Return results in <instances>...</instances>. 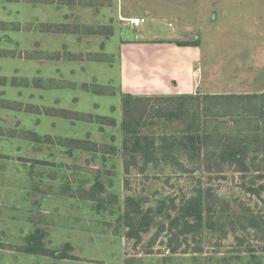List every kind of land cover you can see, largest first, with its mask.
I'll return each instance as SVG.
<instances>
[{
    "label": "rangeland",
    "instance_id": "rangeland-1",
    "mask_svg": "<svg viewBox=\"0 0 264 264\" xmlns=\"http://www.w3.org/2000/svg\"><path fill=\"white\" fill-rule=\"evenodd\" d=\"M167 1L0 0V264H264V99L231 139L216 95L118 89L123 17L167 33ZM179 1L203 21L205 0ZM211 1L248 36L216 46L221 74L264 62V0ZM190 205L203 221L185 232Z\"/></svg>",
    "mask_w": 264,
    "mask_h": 264
},
{
    "label": "crops",
    "instance_id": "crops-1",
    "mask_svg": "<svg viewBox=\"0 0 264 264\" xmlns=\"http://www.w3.org/2000/svg\"><path fill=\"white\" fill-rule=\"evenodd\" d=\"M209 1L205 0L207 4L212 3L211 0ZM206 3L203 8V10L206 9V12L203 13V21L199 19V22L192 24L188 21L189 17L186 16L188 14L185 12L186 3L179 0H168L164 4L171 7L174 14L171 17H173L175 25L172 30L169 29L167 33L163 34L158 32L160 29L156 24L155 27L150 25L141 29V24L147 21L145 16H148V11L141 15H130L131 17L144 18V20L136 26H130L128 22H125V26L133 30L132 37L116 38L115 45L119 53L118 89L121 90V93L123 91L143 96L153 94L183 95L196 90L203 92V95H216L217 99L224 102L223 107L217 106L216 108L218 111L216 112L218 114L216 121L219 128L224 127V130L220 129L221 132L227 133L233 139V136L238 135H234L236 130L242 127L241 116L246 107L250 102L255 103L253 98L264 99V62L261 60V55L253 60L257 63L260 62L259 65L254 62L242 65L239 59L233 60L232 58L229 61V71L221 74V64L224 65V62L227 61L225 57L232 56L230 54L232 50L227 47L222 52L216 46L231 41L229 44L233 45L235 41L245 40L244 38L247 39L248 36L244 33L240 36H237L239 34L236 33L233 35L232 31L221 32L223 29L220 27L219 15L216 11V9H220V6H207ZM130 16L121 17L129 19ZM152 16L154 20L161 17L155 12ZM118 17L115 16L116 23L120 24ZM194 19L195 17L192 22ZM220 21L224 23L223 19ZM217 23L219 27L216 26ZM117 28L104 38V44L101 47L104 49L105 55ZM196 31H202V33L191 34ZM239 65L242 69H238ZM197 67L200 69L199 72ZM40 70L46 72L42 68ZM198 74L201 78L203 77V85L198 81L200 80ZM40 89L43 90V88ZM47 90L50 89L47 87ZM256 104L258 105V102ZM256 109L258 110L260 107L258 106Z\"/></svg>",
    "mask_w": 264,
    "mask_h": 264
},
{
    "label": "trees",
    "instance_id": "trees-1",
    "mask_svg": "<svg viewBox=\"0 0 264 264\" xmlns=\"http://www.w3.org/2000/svg\"><path fill=\"white\" fill-rule=\"evenodd\" d=\"M180 96L185 97V95H180ZM187 97H192L193 98V97H196V96L188 95ZM194 99H196V98H194ZM187 139L189 141H191V142H194L197 139L199 140L200 137H199V135H190V136H187ZM136 144H138V141L136 142ZM223 160H224V158H223ZM240 170L242 171V169H240ZM182 215H184L185 217L194 218V222H195V223L194 222L190 223L189 221L188 222L187 221L184 222V230H185V232L194 231V230H196L198 227H200L202 225L203 216H202L201 209L199 207H197V206L194 207L192 205L185 206V207H183ZM174 221L177 223L178 222V218H176Z\"/></svg>",
    "mask_w": 264,
    "mask_h": 264
},
{
    "label": "built area",
    "instance_id": "built-area-1",
    "mask_svg": "<svg viewBox=\"0 0 264 264\" xmlns=\"http://www.w3.org/2000/svg\"><path fill=\"white\" fill-rule=\"evenodd\" d=\"M144 18L131 17L128 19V24L130 26H136L139 21H143Z\"/></svg>",
    "mask_w": 264,
    "mask_h": 264
}]
</instances>
